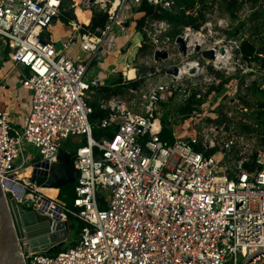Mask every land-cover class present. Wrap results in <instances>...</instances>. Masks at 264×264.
Instances as JSON below:
<instances>
[{
  "label": "built area",
  "instance_id": "1",
  "mask_svg": "<svg viewBox=\"0 0 264 264\" xmlns=\"http://www.w3.org/2000/svg\"><path fill=\"white\" fill-rule=\"evenodd\" d=\"M196 1L183 13L202 18L200 26H186L172 40L169 23L145 19L146 59L182 61L166 65L157 83L139 85L135 68L129 66L130 79L101 64L111 52H130V43L124 50L117 39L142 4L173 13L178 0H70L73 36L60 51L45 35L67 0H0V59L6 53L22 69L20 84L30 93L20 128L0 112L2 192L56 223L84 224L53 255L31 252L18 240L23 264H264V36L259 49L242 51L245 34L263 23V0ZM76 9L89 13L87 24ZM94 13L106 15L103 27H91ZM76 42L86 59L67 56ZM156 52L167 60L156 61ZM171 67L176 76L166 73ZM109 84L139 103L117 96L99 101L108 115L95 127L112 134L94 139L91 103ZM187 119L193 129L178 138L172 128ZM69 139L84 140L71 153V207L31 183L58 164ZM26 168L30 175L20 177Z\"/></svg>",
  "mask_w": 264,
  "mask_h": 264
},
{
  "label": "rangeland",
  "instance_id": "2",
  "mask_svg": "<svg viewBox=\"0 0 264 264\" xmlns=\"http://www.w3.org/2000/svg\"><path fill=\"white\" fill-rule=\"evenodd\" d=\"M196 0H178L177 2V8L176 10L171 13V14H175V15H180L185 11H192L195 4H196ZM263 5H264V0H263ZM134 14V13H133ZM62 16L67 17V18H62L59 17L58 19H56L47 29L46 31V38L49 39L51 41V43L56 44V50L60 51V49L62 48V43H68V41L70 40V38L73 36V32L70 29L69 25L67 24L65 19L68 20H74L75 19V14H74V10L71 8V2L70 0H67V3L65 4V13L62 14ZM144 15H141L140 13H136L135 14V18L130 19L129 22H136L137 20H139L140 18ZM182 16L186 17H191V16H185V14L183 13ZM89 18V13H84L82 15V21H86V19ZM149 19L150 21H156L155 19H151V18H146ZM263 23L261 25L260 28H252V31L247 32L245 35L246 37V42L244 43L243 47H242V51L245 55H248L249 53H251L252 51H255L257 49H259V41L258 38L261 36V34L264 36V9H263ZM194 25L195 28L200 26L199 23H201L203 20L200 17H197L194 19ZM202 20V21H201ZM160 21H164L167 22L171 25V29L170 32L168 33V37L172 40L173 38H175V36H177L178 34H180V32L183 30L184 27L179 23L176 22H170L167 20H160ZM130 28V26H129ZM128 28V29H129ZM127 29V30H128ZM131 29V30H130ZM129 29L130 32H127L123 35V37L121 39L118 40V44L120 46V48H123L126 44L130 43V49L135 47L136 45H141L142 48H138V50H135L134 53H130L127 51L123 53H120L119 55H115L110 59H107V61L105 62L107 64V66H105V63L103 65V68H111L110 66L116 67L118 64L124 63L127 66H131L133 68H135L139 74V76L141 77L140 80H138L139 85H144V84H148V82H151L152 84L157 83L159 80L162 79L163 76V72H164V67L166 65H178L182 59L178 56H174V58H172L171 60L168 61V63L164 62H159L157 64H152L151 62H149L146 58L149 56L148 54V49L147 47L144 45V43H142L143 41V35L140 31H137L135 29V26H133V28L131 27ZM116 32V30H115ZM244 35V33H242ZM231 36L236 37L238 35L236 34H232ZM239 37H242V35L239 34ZM72 50H77L78 49V42L72 44L71 47ZM133 52V51H132ZM176 54V53H174ZM81 55V54H80ZM83 56V55H81ZM82 58V57H81ZM4 66L2 69H0V74H4L7 72V70H9L10 66L9 65H2ZM112 69V68H111ZM119 70V69H117ZM123 71V70H122ZM119 75L120 77H122L121 74V70H119ZM123 73H126V70L123 71ZM13 75H15V77H19L17 72H14ZM117 88V87H116ZM21 96L22 98L25 100L28 99L29 96V100H30V94L29 92H25V90L21 91ZM117 97H119L120 100H123L125 102L130 103L131 101H134V103H139V100L136 99L134 96L130 95L129 92H127L126 90L121 89V87L118 90V93L116 95ZM106 97L103 96L102 94L97 95L94 97L92 103H98L99 101L105 99ZM176 107V103L173 104V106L171 107L172 109ZM193 129L191 120H185L183 122L182 125H174L172 130L177 134L178 138H187V136L190 133V130ZM194 134V132H192ZM73 144V145H72ZM70 141H66L63 144V148L67 149H74L78 144L77 143H72ZM67 152V151H66ZM69 152V151H68ZM30 153L32 156H36V151L31 149V148H27V154ZM62 188V187H61ZM58 189V193L57 190L54 189H41L40 191L45 194L46 196H48L51 199H54L55 201H58V203L60 204H64L68 207H71V198L68 197V195H66L67 193L65 191H60L61 190ZM68 227H69V236H68V241H71L74 237H75V230L73 229L72 226V220L68 219ZM67 247V245H64L63 248ZM62 249V248H61ZM59 249V250H61Z\"/></svg>",
  "mask_w": 264,
  "mask_h": 264
},
{
  "label": "water",
  "instance_id": "3",
  "mask_svg": "<svg viewBox=\"0 0 264 264\" xmlns=\"http://www.w3.org/2000/svg\"><path fill=\"white\" fill-rule=\"evenodd\" d=\"M176 44L181 52L185 45L180 37ZM127 49V45L124 50ZM155 60H167L165 52H156ZM166 73L176 76L177 69L169 68ZM71 152H62L61 161L53 166L48 175H33L31 183L43 189H60L75 183V171L71 166ZM37 173V172H35ZM69 236V227L65 223H56L50 217L27 210L8 194L5 198L0 186V264H23L19 241L26 243L31 252L50 254L63 248Z\"/></svg>",
  "mask_w": 264,
  "mask_h": 264
},
{
  "label": "trees",
  "instance_id": "4",
  "mask_svg": "<svg viewBox=\"0 0 264 264\" xmlns=\"http://www.w3.org/2000/svg\"><path fill=\"white\" fill-rule=\"evenodd\" d=\"M138 13H143V17L141 19H139L138 21H136V29L137 31H140L144 21L146 18H151V19H155V20H167V21H170V22H176V23H179L183 26H191L193 28H195V25H194V22L195 20L192 18V17H184L182 16V14L180 15H175V14H171L169 12H164V11H160L156 8H154L153 6H150V5H147L146 3L142 4L141 7L139 8V10L137 11ZM64 16H62L63 18ZM64 18H67V17H64ZM89 19V18H88ZM66 22L68 21V19H65ZM105 20H106V15L104 14H97V13H94L93 15V18L91 20V27L92 28H95V27H103L104 23H105ZM197 28V27H196ZM134 84V83H133ZM112 84H109L107 86H104L102 88L99 89V92L105 96L106 98L105 99H108L110 98L111 96H116L117 93H118V90L120 88V86H115V87H111ZM117 87V88H116ZM92 105V108H93V112L90 116V122L92 124V136L94 139H99L100 137L102 136H110L112 134V130H100V129H97L95 127V124L100 121L101 119H103L104 117H106L108 115V113L106 111H103L101 109H99L98 107V104L97 103H91ZM186 109H181V112H185ZM167 131L164 130L163 133L160 135V137L162 139H165L168 137L167 135ZM67 141H70L71 144L73 143V140L72 139H69ZM84 144V140H80V142H78V145L77 146H81ZM73 145V144H72ZM76 146V147H77ZM71 152L73 153V149H70V148H61L60 150V154L62 152ZM60 154H59V157H58V161L60 162L61 161V158H60ZM73 187L74 185H66L64 187L61 188L60 191H65L68 195V197L71 198V202L70 204L72 203V197H73ZM57 221H61V217L57 216L55 218ZM72 226H73V229L75 230L76 234L75 235H78L81 228L84 226V224L76 219H72ZM57 252H60V251H56V252H52L50 253L51 255L53 254H56Z\"/></svg>",
  "mask_w": 264,
  "mask_h": 264
},
{
  "label": "crops",
  "instance_id": "5",
  "mask_svg": "<svg viewBox=\"0 0 264 264\" xmlns=\"http://www.w3.org/2000/svg\"><path fill=\"white\" fill-rule=\"evenodd\" d=\"M136 13H138V12L134 13L133 19L135 18ZM140 14L143 15V13H140ZM129 26H130V28L131 27L133 28V26H135V29H136V22H134V20H133V22H131L129 24ZM121 38L122 37H118L117 43H118V40ZM126 45H128V44H126ZM66 54L69 58H71L72 60H75V61L84 60L87 57V55L82 53L79 49H77L75 51L70 49L68 52H66ZM80 54L83 56H81ZM5 56H6V53H2L1 57H3V60L0 59V69H2L4 67L2 65H9L10 68H9V70H7L6 73L0 74V112L7 113L9 116V121H10L11 126L13 128L17 129V128H20L24 124L25 117H26L27 112H28V106H29L30 100H29V96H28L27 100H25V98L23 99L21 96V91L22 90L24 91V89L22 88V86L20 84V79H19L22 69L20 67H13L12 64L6 60ZM123 64L124 63L118 64L114 68H113V66H110V67L112 69L122 70ZM103 65L104 64H102V66H101L103 70H105V71L111 70V68H109V69L103 68ZM105 66H107L106 63H105ZM14 72H17L19 77H15V75H13ZM105 86H107V85H105ZM111 87H115V86H111ZM25 92H26V90H25ZM100 94L101 93L98 90L95 96L100 95Z\"/></svg>",
  "mask_w": 264,
  "mask_h": 264
},
{
  "label": "bare ground",
  "instance_id": "6",
  "mask_svg": "<svg viewBox=\"0 0 264 264\" xmlns=\"http://www.w3.org/2000/svg\"><path fill=\"white\" fill-rule=\"evenodd\" d=\"M75 13H76V16H77L78 20H79L81 23H85V24H87V23L89 22V19H88V18L86 19V21H82V15H83L84 13H88V12H84V11H81L80 9H76V12H75ZM130 30H131V29H130ZM128 32H130V31H128ZM121 37H123V36H121ZM137 46H138V45H136L135 47H133V48L130 49V53H131V54L135 52ZM132 51H133V52H132ZM115 55H119V52H118V51L111 52V53H110V56H109L107 59L112 58V57L115 56ZM107 59H105V61H104L102 64H104V63L107 61ZM102 64H101V66H102ZM122 70H123V71L126 70L125 75L128 76L130 79H133V75H134V74H133V70H132V68H130V67L127 66L126 64H123V66H122ZM122 70H121V71H122ZM28 175H30V168H26V169L21 170V171L19 172V176H20V177H27ZM54 190H55V189H54ZM25 201H26V202H30L31 199H30L29 197H25ZM55 218H56V217H54L53 219H54L55 221H57Z\"/></svg>",
  "mask_w": 264,
  "mask_h": 264
}]
</instances>
